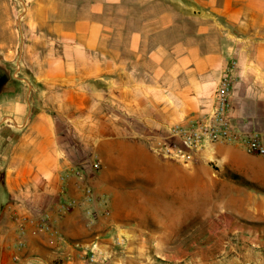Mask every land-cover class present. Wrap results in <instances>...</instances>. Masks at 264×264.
<instances>
[{
  "label": "crops",
  "instance_id": "1",
  "mask_svg": "<svg viewBox=\"0 0 264 264\" xmlns=\"http://www.w3.org/2000/svg\"><path fill=\"white\" fill-rule=\"evenodd\" d=\"M7 6L0 0V59L11 61L0 64V264H112L113 237L144 230L136 203L158 221L160 185L138 201L123 188L154 184L155 141L210 109L232 63V115L264 137V0H27L19 49ZM196 157L241 180L232 214L255 227L237 224L236 264L264 259L239 239L264 220V156L213 142Z\"/></svg>",
  "mask_w": 264,
  "mask_h": 264
},
{
  "label": "rangeland",
  "instance_id": "2",
  "mask_svg": "<svg viewBox=\"0 0 264 264\" xmlns=\"http://www.w3.org/2000/svg\"><path fill=\"white\" fill-rule=\"evenodd\" d=\"M26 1L6 0L7 12L2 13L3 21L17 32L18 49L23 42L22 25L26 20L23 8ZM16 2L17 12L13 7ZM2 35L9 38V34L3 32ZM9 63L8 59H0V64ZM157 155L162 161L159 168L163 169L150 177L154 179V184L148 185L147 181L144 183L139 179L140 188L131 183L132 186L123 190L134 191L132 200L138 201V194L146 199L148 191L160 185L157 188L159 192L151 195L156 203L154 212L159 209L158 221L151 220L149 213H141V205L136 203L132 209L137 207L136 212L146 216L145 222L142 221L144 230L135 236L113 237L111 244L117 250L111 257L112 264H236L237 224L248 230L255 227L245 220L238 221L232 214L237 207V188L234 184L237 182L232 176L218 173L216 166L196 156L190 162H182ZM119 189L122 190L121 187ZM150 204L145 205L148 208ZM104 206L101 212L110 210L109 204ZM119 206L121 209L122 205ZM136 221L139 220L131 218V222ZM256 226V236L239 239L247 241L252 249L264 250V220H258ZM155 233L167 235L159 237Z\"/></svg>",
  "mask_w": 264,
  "mask_h": 264
},
{
  "label": "built area",
  "instance_id": "3",
  "mask_svg": "<svg viewBox=\"0 0 264 264\" xmlns=\"http://www.w3.org/2000/svg\"><path fill=\"white\" fill-rule=\"evenodd\" d=\"M233 67L234 63L219 79L210 109L199 117L167 126L166 133L159 137L151 148L154 153L178 161L190 162L206 144L224 142L235 144L248 153L264 156L263 135L252 128L242 129L232 115L230 89L233 79L229 72ZM100 167L101 163L98 160L91 163V168L94 171H98ZM84 200L87 203H92L95 200V196L89 188L84 190ZM73 204L74 202L71 201L61 210L66 211ZM102 214L108 216L109 211L105 210ZM20 230L23 232L22 228ZM240 264H264V259L246 260Z\"/></svg>",
  "mask_w": 264,
  "mask_h": 264
},
{
  "label": "trees",
  "instance_id": "4",
  "mask_svg": "<svg viewBox=\"0 0 264 264\" xmlns=\"http://www.w3.org/2000/svg\"><path fill=\"white\" fill-rule=\"evenodd\" d=\"M233 180H236V182H241V180L238 177H233Z\"/></svg>",
  "mask_w": 264,
  "mask_h": 264
},
{
  "label": "flooded vegetation",
  "instance_id": "5",
  "mask_svg": "<svg viewBox=\"0 0 264 264\" xmlns=\"http://www.w3.org/2000/svg\"><path fill=\"white\" fill-rule=\"evenodd\" d=\"M0 72H2V69L0 68Z\"/></svg>",
  "mask_w": 264,
  "mask_h": 264
},
{
  "label": "bare ground",
  "instance_id": "6",
  "mask_svg": "<svg viewBox=\"0 0 264 264\" xmlns=\"http://www.w3.org/2000/svg\"><path fill=\"white\" fill-rule=\"evenodd\" d=\"M167 183V182H166Z\"/></svg>",
  "mask_w": 264,
  "mask_h": 264
}]
</instances>
